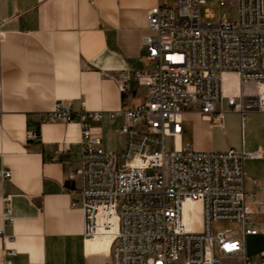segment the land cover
Listing matches in <instances>:
<instances>
[{"label":"built area","instance_id":"2783aa9c","mask_svg":"<svg viewBox=\"0 0 264 264\" xmlns=\"http://www.w3.org/2000/svg\"><path fill=\"white\" fill-rule=\"evenodd\" d=\"M215 1L233 8L218 23L201 21L205 0H157L148 10L143 46L153 66L134 72L143 100L109 113L111 122L123 120L121 149L103 147L89 124L100 119L98 112L74 111L69 102L57 101L44 118L80 126L72 206L83 214L86 253L108 257L106 264H220V258L264 264V250L257 263L245 255V237L264 235L249 226L244 190V161L258 153L198 152L189 145L168 150L165 144L180 136L186 110L216 121L225 111L264 113V0ZM225 75L236 77L234 92L225 91ZM126 80L121 73L122 92ZM223 100L225 108L218 110ZM4 214H10L7 205ZM220 223L237 229L214 231ZM89 242L106 243V252L88 253Z\"/></svg>","mask_w":264,"mask_h":264},{"label":"crops","instance_id":"0c3cea01","mask_svg":"<svg viewBox=\"0 0 264 264\" xmlns=\"http://www.w3.org/2000/svg\"><path fill=\"white\" fill-rule=\"evenodd\" d=\"M156 4L0 0V264L107 263L104 255L86 253L83 214L72 206L79 188L80 126L44 118L57 101L69 102L74 111L98 112L100 119L89 124L103 147L124 146L123 120L111 122L109 113L143 100L134 72L153 66L143 37L147 12ZM121 73L127 77L123 92ZM224 88L234 92L236 77L225 75ZM224 108L223 100L217 109ZM174 142L173 150L189 145L198 152L258 153L244 161V190L249 226L264 232V113L225 111L216 121L186 110ZM6 171L9 178L3 177ZM105 244L89 242L87 252H106ZM262 250L264 235L245 237L247 259L257 263ZM224 260L242 264L235 258H220V264Z\"/></svg>","mask_w":264,"mask_h":264},{"label":"rangeland","instance_id":"374dc122","mask_svg":"<svg viewBox=\"0 0 264 264\" xmlns=\"http://www.w3.org/2000/svg\"><path fill=\"white\" fill-rule=\"evenodd\" d=\"M207 11L213 12L212 18L206 17ZM232 13H233L232 7L227 6L224 8H220L218 3L215 0H205V3L200 7V18L203 23H208V22L218 23L221 18H224L226 16H231ZM165 144L168 150L173 149L177 145V143L174 142L172 139H167L165 141ZM193 208L196 209V213H197L196 221L198 224L199 222H201L198 204L195 203L193 205ZM229 228L237 229L236 225L232 223H220V224L213 226L214 231H216V229L224 230V229H229ZM222 264H240V263L237 260H224Z\"/></svg>","mask_w":264,"mask_h":264}]
</instances>
